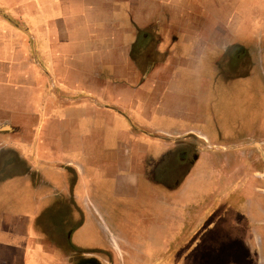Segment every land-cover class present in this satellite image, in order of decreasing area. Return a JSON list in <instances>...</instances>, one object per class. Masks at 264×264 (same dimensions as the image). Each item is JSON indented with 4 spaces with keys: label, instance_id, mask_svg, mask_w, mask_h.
Segmentation results:
<instances>
[{
    "label": "crops",
    "instance_id": "0c3cea01",
    "mask_svg": "<svg viewBox=\"0 0 264 264\" xmlns=\"http://www.w3.org/2000/svg\"><path fill=\"white\" fill-rule=\"evenodd\" d=\"M169 1L0 0V11L35 15V36L28 42L20 27L0 18L5 50L0 52V166L6 167L0 176V201L19 207V212L1 218L0 229L16 239L0 241V264H75L81 258L97 264H169L173 251L186 248V242L179 241L181 234L196 230L187 226L205 206L201 198L213 199L227 183H233L231 192H222L227 197L237 191L244 198L257 193L250 189L246 194L241 187L259 185L251 176L256 162L248 155L264 154V126L251 134L229 130L226 135L214 126L205 135L200 119L204 91L196 84L203 55L212 56V77L223 75L219 61L226 58L225 50L215 55L222 50L219 41L243 47L255 43L258 53L264 52V20L250 23L232 13L225 22L197 24L184 20L188 2L194 0H183V5ZM139 2L147 4V18L138 15ZM153 3L169 5L178 14L155 21ZM140 32H145L143 50L138 49ZM238 60L244 67L248 56ZM246 71L228 70L232 77ZM64 75L69 77L63 80ZM238 88L229 90L235 95L249 91L244 85ZM243 96L237 107L248 101ZM115 117L122 122L116 129L110 122ZM172 125L177 129H169ZM107 127L116 140L112 149L103 148ZM213 138L226 142L214 146ZM92 139L99 145L94 152L114 162L111 187L91 177L90 168L97 165L90 161L95 156ZM140 139L149 145L145 148ZM215 149L230 158L216 161L210 154ZM165 151L182 158L175 183L156 177L154 166ZM207 160L212 174L206 168L205 174L192 175ZM238 170L244 176L234 181ZM202 177L205 183L196 186ZM211 185L216 189H209ZM108 188L118 199L105 195ZM248 200V214L256 217L255 205L264 216L263 200ZM52 202L68 204L58 240L51 237L52 228L48 234L38 223ZM172 207L176 211L171 212ZM88 225H94L98 240L83 244L78 236Z\"/></svg>",
    "mask_w": 264,
    "mask_h": 264
},
{
    "label": "rangeland",
    "instance_id": "374dc122",
    "mask_svg": "<svg viewBox=\"0 0 264 264\" xmlns=\"http://www.w3.org/2000/svg\"><path fill=\"white\" fill-rule=\"evenodd\" d=\"M224 1L194 0L193 3L188 2V11L184 16L187 18H185L184 20H189L188 22L193 21L197 24H204L213 20L216 24L217 20L219 22H225L226 18L230 19L232 13L233 15H235L236 19H239L241 15V17L244 16V19L246 18L250 23L255 22L257 18H261L262 20H264V0H235L232 3ZM168 2L170 1L168 0ZM178 3L183 5V0H178ZM139 7L141 9L137 12L138 15L147 18V4L145 2H139ZM155 7L157 9L154 14V17L156 19L155 21L164 18H167L168 20L173 19L174 17H176L179 11L169 5L165 6L162 4L157 6L154 3L151 5L152 11ZM19 14H21L22 17L19 16ZM3 16L6 19L12 21L10 22L12 25L20 27L21 31H23V34H26V38H28L27 42L29 41L30 36H35L34 12H32L30 15H25L24 13H21L19 11H15L14 15H12L6 13V10H1L0 18ZM238 21L239 20L235 22ZM188 29H192V32L196 31V28L194 29L190 26L188 27ZM192 32H188L187 34L191 35ZM144 36L145 32H140V39L138 40L139 50H143L145 48L146 41L145 38H143ZM208 40L210 41L209 38ZM262 40L264 41V35ZM244 46L245 47L241 46L239 43L227 44L223 42L222 44V41H219V48L222 50H220L219 53H215V55L221 56L222 51L225 50L223 55L226 57L223 60L219 61L220 73L223 72V75L220 78L212 77L211 75V70H216V66L210 68V61L212 60L211 54L203 55L200 61L201 69L200 73H197L199 77L198 84L196 85H198L200 88L202 86L204 91L202 97L203 100L201 101L202 116L200 117V119L204 121L201 129L202 133H204L205 135H210V129L214 126L218 127L220 131H226L225 135L226 133H229V130L231 131V133L245 131V133L251 134L255 131L258 132L259 129L264 126V52L258 53L259 51L256 49L255 43L252 45L245 44ZM204 47L205 48L203 50V53L207 52L206 45H204ZM261 48L264 51V47L262 46V44L260 45V49ZM243 50H245V53L239 54ZM0 52L5 53V50L2 48L1 38ZM142 52L144 51H140L141 54H144ZM246 55L248 56V63L246 64V66L240 67L238 56L246 57ZM70 65L71 67L76 69L75 62L72 61ZM11 70H13V68ZM221 70H224L225 72ZM228 70L248 71H246L245 74L235 73L232 77V75L229 74ZM13 71L15 72L16 69H14ZM13 76L18 75L14 73ZM68 77L69 76L64 75L62 79L65 80ZM188 77L190 78V76ZM235 85L239 86L238 90H240V85H244V87H246L249 91L247 90V94L239 91V93H236L235 95L231 90H229L230 86ZM207 88L209 90H207ZM243 94L248 97V101H245L244 105L237 107L236 104L238 102V99L243 98ZM115 118V122H113V119L110 121L114 129L122 125V122H120L117 117ZM177 127V125H172V127H170L169 129H177ZM107 134H109V138H104V146L101 145V148L103 146V148L112 149L114 147V145L112 144L116 141L113 138V130H110V128L107 127L106 135ZM139 142L145 148L149 145V141L146 139H140ZM225 142L226 140L222 138H213L211 140V143L214 146L221 145ZM90 143L92 146V151L94 152V150L99 147L98 141L96 139H92L90 140ZM165 152L166 153H163V155L159 156L158 164H155L154 166L156 177H159L160 180L164 181L165 184L175 183L176 175L178 172L177 169L180 168L182 164V158L178 155H175L174 153L171 154L167 151ZM96 153L97 152H94L96 157L92 155L90 159V161H92V164L94 162L97 163L96 166H92L90 168L91 177H93L94 180H101L104 183H108L111 187V184L114 180L109 176L113 173L115 174V172L113 169H110V167H112L114 162L113 164H111V162H109L110 157H102ZM210 154L216 161L226 156H229V158L231 156L228 153L221 154L217 149L213 151L211 150ZM157 156L158 155L155 154V157ZM248 156L249 158H253V162H256V168L255 170L251 171V176L259 180V182L257 183L259 185L250 188L247 184L246 188L243 184L241 188L246 194L249 193L250 189L252 190V192L257 193H251L250 196L244 198L243 195H241L239 191H237L234 193H230V195L227 197L226 195H223L224 193L222 192L224 189H227V191L231 190L230 188L233 184L227 183L228 185H225L223 189L218 188L222 191H219L217 193L218 195L215 194L213 196V199H211L212 197H203V199L200 197L202 205L205 206L199 212H195L196 215L194 214L193 217L195 219H192V222H189L187 226V229L196 228V230L192 231V233H189L191 232L190 229L187 234H181L183 238L179 241L186 242V248L183 250H177L175 252L173 251L169 264H264V216L259 214L261 210H259V208L255 205L252 209L256 217H251L248 214V211L251 207L248 198L254 199L257 198V196H259L263 200L261 204L263 208L262 212L264 213V172L262 170L264 167V154L262 155L259 153L258 155ZM104 159H106L107 161L106 164H104ZM209 163V160H207L205 162V166L204 164L200 165V170H197V172H193L192 175L201 176L202 174H205L206 168L210 167ZM222 167L223 166L220 165L219 170L222 171ZM5 168L6 167L4 166H0V176L6 174ZM207 171L211 175L213 170L209 168V170ZM118 174H120V170ZM236 174L237 177L234 179V181L244 176L242 170L236 171ZM212 180V184L216 183L215 178H212ZM260 180H262V183H260ZM200 182L201 185H203L205 183V178L202 177V181H198L197 179L196 186H198ZM192 184L193 182L188 186L191 190ZM237 188L238 187H234V190H236ZM209 189H216V187L212 186L209 187ZM105 195L110 199H118L115 194H112L111 189H109V191ZM53 199L55 200L54 197ZM207 200L210 202L205 204V201L207 202ZM248 204L250 206H248ZM6 207H8L7 210L10 213L6 212ZM200 207L201 206H199V208ZM175 209V207H172L171 212L176 211ZM14 211L19 212V207L16 203H6L4 201H0V224L4 223V220L1 219L4 214L6 215V213H8L9 215H11L13 213H16ZM43 212L39 216V226L41 228L46 227V230L45 228H42V230L44 232H47L48 230L47 233H52L51 237L55 240H58L59 237L57 232H64L65 229L63 223L65 222L64 219L68 213V204L52 202L49 204V211L47 216ZM131 218H134L133 215L131 216ZM50 224L52 226H50ZM20 226H23V222L20 223ZM49 228H52V231ZM85 229L86 230L84 231V234L78 236L79 241H81V243L83 244L95 243L98 240V231L94 230V225H88ZM80 232H82V230H79L77 233L80 234ZM15 239V235H8L6 234V231L0 229V241L2 243L6 241H15Z\"/></svg>",
    "mask_w": 264,
    "mask_h": 264
},
{
    "label": "water",
    "instance_id": "95a60500",
    "mask_svg": "<svg viewBox=\"0 0 264 264\" xmlns=\"http://www.w3.org/2000/svg\"><path fill=\"white\" fill-rule=\"evenodd\" d=\"M75 264H95V261L92 258H82L79 259Z\"/></svg>",
    "mask_w": 264,
    "mask_h": 264
},
{
    "label": "flooded vegetation",
    "instance_id": "af4514ba",
    "mask_svg": "<svg viewBox=\"0 0 264 264\" xmlns=\"http://www.w3.org/2000/svg\"><path fill=\"white\" fill-rule=\"evenodd\" d=\"M95 264H97V263H95Z\"/></svg>",
    "mask_w": 264,
    "mask_h": 264
}]
</instances>
